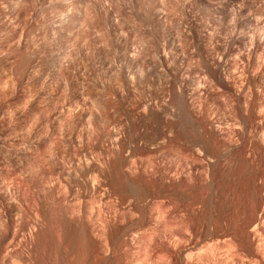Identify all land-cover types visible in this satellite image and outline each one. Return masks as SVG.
Listing matches in <instances>:
<instances>
[{
    "label": "bare ground",
    "instance_id": "6f19581e",
    "mask_svg": "<svg viewBox=\"0 0 264 264\" xmlns=\"http://www.w3.org/2000/svg\"><path fill=\"white\" fill-rule=\"evenodd\" d=\"M30 1L35 8L36 0ZM109 1L112 6L116 5L115 10L122 11L114 0L74 2L72 13L58 14L64 16L57 19L62 21L60 32L72 38L69 32L78 28L75 31L81 30L86 35L97 24L101 32L100 35L98 31V36L103 37L100 38L105 44L119 45L118 34L125 32V26L119 25L122 21L119 26L113 25L117 15L112 20L115 11ZM27 2L19 5H31L29 14L32 3ZM160 2L156 10L165 12L160 11L162 17L166 14L164 26H160L161 40L157 37L159 41H155L152 37L154 44L152 40H145L143 22L136 23V28L142 24L139 27L142 31L138 29V33L143 32L142 37L137 35L138 39H134H140L138 50L130 54L128 39L126 53L119 61L103 62V76L87 82L83 77L86 83L79 82L76 104L81 109L78 107L80 111L71 117L75 124L71 128L75 127L77 138H64V126L61 128L59 124L61 130L52 133L60 135L55 146L59 149L58 156L54 148H49L55 155L44 153L43 161L37 160L40 164L32 161L29 165L30 172L41 171V185L35 180L39 172L36 176L35 173L24 175L28 193L20 188L23 184L15 186L12 178L9 184L0 174V254H5L0 264H8L4 258L10 257L7 254L15 244L25 243L26 236L32 239L30 251L24 248L26 253L22 255L26 258L16 261L20 264H81L90 257L99 263L115 257L117 264L139 261L144 264H221L224 260L225 264H245L247 256H252L256 264H264V28H256L252 37L249 36V48L244 47L248 49L246 53L236 52L235 45L241 38L238 41L235 35L228 38L229 34H225L229 39L225 50L238 53L239 60H234V67L247 70L241 76L239 73L230 75L224 71V60L216 52L220 47L218 26L210 27L194 19L189 27L185 26L187 28L182 25L176 29L172 25L173 31L167 28L170 19H180H174L171 14L179 15V12L181 18L190 17L199 6L198 0ZM15 9V12L19 10ZM261 9H258L260 13L264 11ZM168 10L177 13L170 14ZM140 11H137L138 17ZM129 16L124 15L125 19L121 16L124 24L131 23H126ZM178 21L179 24L181 20ZM208 29L213 31L209 35ZM75 38L67 40L73 43ZM68 53L66 51V56ZM6 140V146L14 144ZM159 255L165 260H158Z\"/></svg>",
    "mask_w": 264,
    "mask_h": 264
},
{
    "label": "rangeland",
    "instance_id": "374dc122",
    "mask_svg": "<svg viewBox=\"0 0 264 264\" xmlns=\"http://www.w3.org/2000/svg\"><path fill=\"white\" fill-rule=\"evenodd\" d=\"M12 1L15 2L14 3L15 5L12 3ZM16 1H18V0H6V2H5V0H0V174L1 175L3 174L5 176V178L8 179V180L6 179V181H8L9 184L11 182H13V181H14L13 184L15 183V186H17V185L21 186L23 184L20 188H22L23 191H26V193H28V190H25V189H27L28 186L24 182H25V178L28 177L29 173L30 174L32 173V171L30 172L32 167L29 168L30 163L37 162V160L38 161H41V160L43 161V159L46 157L47 154L48 155H50V154L55 155L56 154L58 156L57 153L59 152V149L57 150V147L55 148V146H57L58 143H59L58 140L60 139V135H58V134L53 135L52 134L53 130L58 131L60 129L59 128L60 126H61V128H63L62 126H64V128L62 129V131L65 130L63 133L66 134V135H63L64 138L67 137V140L68 139L70 140L71 138H77V135L74 134L76 132L73 129L75 127L71 128L72 125L74 124V121H73L74 118H71V117H73L74 113H76L77 111H80L79 109H81V107L78 104H76L77 103L76 102L77 101V97H76L77 91H78V88L81 87V86L78 87L79 82L82 83L83 81L85 82V80L87 82L88 80L96 78L99 75L103 76L104 75V71H102V69H101V66H102L103 62L112 61V60H115V59L116 60L121 59L123 57V55H125V53H126L125 41H128V39H129L128 44L130 45V47H129L130 54L135 53V49L137 51L138 48L141 46V45H139L140 39L138 41H136V40L138 39L137 35L142 37L141 34L143 32H144V34L145 33L147 34V39L145 37L146 34L145 35L143 34L144 35L143 38L145 37V40H147V41L149 40V42H150V40H152V37H153V39L155 41H157L158 39L161 40V37H162L161 36L162 35L161 34V27L164 26L162 23H164L163 20H165V17H166L165 15L166 14L163 16L164 17L163 18L162 15L165 12L162 11V10H156V9H158V7H160V5H161L160 1H162V0H159V1L158 0H156V1L155 0H149L150 3L148 2V0H133V2H132V0H128L129 2H127V0H124V1L121 0V2H120V0H114L115 3L118 2L117 4L122 9V11H120V12L115 10L116 9V7H115L116 5L112 6L113 3L109 1V4H111L110 6H112V10L114 9V11H115V13H114V15L112 17V20H114L113 18L116 15L117 16L119 15V18L117 16H116L117 18L115 17L114 23L112 21L113 25L115 24L117 26H119V25L125 26L124 30H125L126 33L125 32L124 33L120 32L118 34V37L120 39L119 45H118V43L113 45V46H109V44L108 45L105 44L104 41L101 39L103 37L98 36V31H99L100 35H101V32H100L99 28L97 30L96 27H98V26L96 24L94 26V30L96 29L97 31L96 30L94 31L93 29H91V33H93V34L92 35H90L91 33L90 34H86V35H88L87 37H85L86 36V35H84L85 33L83 34V32L81 30H80L81 32L80 31H78V32L75 31V30H78V28L74 29V31L77 32V33H75L73 30L71 32H69L70 34H72V36H71L72 38L77 37V39L76 38L75 39L78 42L75 39L73 40L74 42L76 41V43H77L76 44V43L73 42L75 44V46H76L75 47L73 45V43H71L72 41H70L71 44L69 43V40L72 39V38H69L70 35L68 34L66 36V35H63V32H60L61 31V26H62V23H61L62 21L58 20L61 23V24H59L57 19H60L61 17L63 19L64 16L60 17V15H63V14L66 15L68 11H70L72 13V10H75V6H76L75 3H77V1H79V0H58V1L57 0H39V1L36 0V2H35L36 4L34 5L35 8H33V4L34 3H32L30 0H26L30 4L32 3V8L29 11V12H31V13H29L30 16H29V14L27 12H28V9L31 7V5H27L26 4L29 7H27L25 5V7L23 6L24 7L23 8L19 4H20V2H21V5H22V3L25 4V0H24V2H23V0H20L19 3L18 2L16 3ZM194 1L197 2V0H194ZM255 1H256V3H255ZM260 1H262V2H260ZM58 2H60V3H58ZM72 2L73 3L75 2L74 5H73L74 8H71V7H73L72 6V4H73ZM145 2H147V3H145ZM153 2H154V4H153ZM157 2H159L160 4L159 3H158L159 5L156 4ZM198 2H199V6L197 7V10L195 12H193L190 15V17L183 16V17H185V20L183 19V17L181 18L179 16V15H181L179 12H178L179 15H177L176 14L177 12L173 11L176 14V15H173V14H171V13H173L172 10L169 11L170 10L169 9L168 11H169V13L171 12L170 14L173 16L174 19H175V17H179L180 19L176 18L175 21H174L173 19H170L172 17H170L171 15L169 14L170 15L169 16L170 17L169 18L170 19V21H169L170 23L169 24L171 26L169 24H167L168 25V26L166 25L167 28L171 29L172 25H174L173 28H175V29H176V26L182 28L181 25L184 26V27L185 26L189 27V25H190L189 22H191L194 19L197 22H201V21L202 22H206L210 27H215V26L217 27L218 26L217 28H219L221 30V31H219L220 47L217 49L216 52L226 62L225 63L221 59V61L223 62L224 71L229 72L230 75L233 74V75H236V76H238V74H234V73H239V76H241L244 72L246 73L247 70L244 69V67H242L241 69H239V68L236 69L234 67L235 66V62H236L234 60H237V61L239 60V57L237 55L238 53L237 54L233 53V52L229 53V52H227L225 50L226 49V43L229 40V39H227L226 35L229 34L228 38L230 37V35H232L231 37H233V35H235L234 37L238 41L241 38L242 40L240 39V41L236 43L237 45H235L236 52L239 51V52L246 53L247 50H248L246 48H249V45L247 46V44L249 43L248 40L250 39V37H252L253 32H255L254 30H256V28H260V27L264 28V11H261V13L259 12V10L261 8L262 9L264 8V0H249V1L248 0H231V2L229 1L230 3L228 2V0H224V1L223 0H198ZM136 3L138 5H136ZM148 3L151 4L152 7L149 6ZM190 3L193 6L194 3L193 2H190ZM245 3H247V4H245ZM16 4H18L19 7H21V8L16 7ZM155 4H156V6H155ZM201 4H202V6H201ZM7 5H8V7H5ZM121 5H123V6H121ZM127 5H130V6L132 5V7H133L132 9L134 11L132 9H130V6H127ZM134 5H136V6H134ZM146 5H147V9H145ZM13 6H14V9L15 8L19 9V10H17L18 12L17 11L15 12L16 9L14 10ZM113 7H115V8H113ZM207 7L211 8V9L209 10V8H207ZM10 8L13 11H11ZM141 8H142V11H140ZM148 8H152V10L148 9ZM20 9H22V10H20ZM125 9H126V12L129 11V12H127V14H125L126 13ZM207 9L210 11V13H209V11ZM255 9H257V11ZM149 10H151V11H149ZM137 11L141 12V13H138L139 17L137 16ZM157 11H159V12H157ZM160 11H162L163 14H162V12L160 13ZM168 11H166V13ZM62 12H64V13H62ZM122 12H123V14H122ZM130 12H132V14ZM156 12L161 14L160 15L161 17L160 16L158 17L159 14L157 15ZM18 13H19V15H18ZM59 13H62V14H60L58 16ZM145 13H147V15ZM31 14H33V16H31ZM204 14H206L207 16L204 15ZM124 15H130L129 19L128 20L126 19L127 22L125 20L124 21L126 23H129L131 21L130 24H132L133 26L130 25V24H124L123 19L121 18V16L124 18ZM131 15H133L132 19L135 18V19H133V21L135 23L130 19ZM143 15L145 16V18H143L144 17ZM148 15H150V16H148ZM134 16H136V17H134ZM147 16L149 17V19L147 18ZM31 17H32V19H30ZM27 18H28V20H27ZM127 18H128V16H127ZM142 18L145 21L142 20ZM160 18H162V19H160ZM236 18H237V21L235 22ZM147 19H148V22H147ZM159 19L161 20L160 22H158ZM11 20H13V21H11ZM149 20H151V21L149 22ZM176 20L177 21L181 20V22L179 23L180 25L178 24L179 21L176 22ZM120 21H122L121 24L119 23ZM171 21L172 22L174 21L173 24H171ZM220 21L221 22L223 21L222 24H221ZM251 21H253V23ZM138 22H143L142 23L143 24V26H142L143 32L142 33H141V31H142L141 28H139V27H141L142 24H139L140 26L136 25V26H138V28L134 27L136 23L138 24ZM118 23H119V25H118ZM156 23L158 25H155ZM160 23L162 25H160ZM53 24H56L58 26H56V25L54 26ZM152 24L155 25V26H153ZM176 24H178L179 26L176 25ZM59 25H60V27H59ZM148 25L150 26V28H148L149 27ZM14 26H16V27H14ZM49 26H51V27H49ZM184 27H183V29L187 28V27H185V28ZM134 28H136L135 31H137L138 29L141 30L140 31L141 34L138 33V31H137L136 36H134V34L136 33L135 31H133ZM155 28H156V30H155ZM173 28H172L171 31H173ZM54 29H55V32H54ZM127 29H128V32H127ZM151 29H152V31H151ZM247 29H249V30H247ZM210 31H209V29L207 30V32H208L207 35H209ZM230 31H233L234 34H233V32H230ZM72 32H74V35H73ZM94 32H96V33H94ZM211 32H213V31H211ZM228 32H230V33H228ZM248 32H249V34H248ZM79 33H82V34L80 35ZM242 34H244V35H242ZM93 35H95L94 38H93ZM125 36H127L129 38H127ZM89 37H90L91 40L89 39V41H88ZM136 37H137V39H136ZM148 37H151V39L148 38ZM157 37H158V39H157ZM224 37H226V38H224ZM83 38L84 39L87 38V39H85L87 41L86 44H84L85 41L83 40ZM67 39H69V40H67ZM134 39H136V40H134ZM154 40L151 41L153 44L155 43ZM121 41H122V43H121ZM247 41H248V43H247ZM63 42H65V43H63ZM223 43H224V45H223ZM68 44H70V45L68 46ZM86 45L88 47H86ZM73 46L76 48V50L74 49ZM107 46L110 47V48H108ZM121 46H124V47H121ZM136 46H138V47L135 48ZM237 46H238V48H237ZM244 47H246V48H244ZM86 48H87V50H85ZM117 48H118L119 51L117 50ZM70 49H74V50H71L72 53L70 52ZM110 50H111V52H110ZM66 51L69 52L68 53L69 56H66L67 55ZM88 51L89 52L91 51L92 54L89 53ZM57 52H58L59 55L56 54ZM206 52H207V50H206ZM219 52H220V54H219ZM112 53H113V55H112ZM116 53H118V54H116ZM224 53H227V54H224ZM211 54H213V53H211ZM235 54H236L237 57L235 56ZM70 55H72V56H70ZM226 55H227V57H226ZM52 56H53V58H52ZM63 57H65V59H63ZM69 57L70 58L72 57L73 59L71 58V60H70ZM111 57L113 59H111ZM66 58L67 59L69 58L68 61H66L67 60ZM107 58H109V60H107ZM229 58H231L230 61H229ZM75 59H76V61H75ZM56 60H57V62H56ZM61 61H63V62H61ZM100 61H102V62H100ZM77 62H80V64L77 63ZM227 62H229V63L227 64ZM58 63H60V64H58ZM84 64H86V65L84 66ZM73 65H74V67H73ZM58 66H60V67L57 68ZM63 66L64 67L66 66V67L64 68ZM229 66H231L230 69L228 68ZM32 68H33V70H32ZM52 68L53 69L57 68L58 70L57 69L53 70ZM61 68H62V70H61ZM70 68H71V70H70ZM87 69H89V70H87ZM231 69H232V71H231ZM73 70H74V72H73ZM79 70H81V71H79ZM241 70H243V71H241ZM37 73H38V75H37ZM83 77H84L85 80H83ZM81 80H82V82H81ZM70 107H71V109H69ZM78 107H79V109H78ZM82 109L84 111V109H86V107L82 108ZM70 110L72 112H69ZM85 111H87V110H85ZM84 113H86V112H84ZM60 114H62V115H60ZM67 117H69V118H67ZM64 120H65V123L62 122ZM69 123H71V125ZM59 124H60V126H59ZM73 126H75V124ZM71 132H72V134H71L72 136H67ZM51 135H53V136H51ZM11 136H12V138H11ZM50 137L53 140L52 143L50 141L51 140ZM54 137H55V139H54ZM5 140H6L7 143L10 142V143H14V144H11L10 146H6L5 142H4ZM47 140H49L50 142L48 141V143H47ZM56 140L58 141V143H57ZM44 141L46 142L45 145H44V143H45ZM39 142H40V144H39ZM49 143H51V144H49ZM49 145H50V147H49ZM21 146H22V148H20ZM29 148L32 150V151L30 150L31 152L29 151ZM49 148L50 149L54 148L56 150L55 151L53 149L55 154L52 153V150H50ZM12 149L14 151H10ZM26 151H28V152L26 153ZM47 151H49V152H47ZM62 151L63 152L65 151L64 148H63ZM20 152H22V153L20 154ZM26 154H27V156H25ZM5 155H6V157H4ZM44 155H45V157H44ZM41 162H37V163L40 164ZM5 171H6V173H5ZM38 172H39V174H38ZM34 173H35V176H36V174H38L37 175L38 177H36L37 179L35 178L36 183L41 185V183H40L41 182V178H40L41 171L40 170L37 171L35 169ZM34 173H32V174H34ZM10 174H13V175H10ZM6 175H8V176L6 177ZM24 175L27 176V177H25ZM11 178H12V180H11ZM17 178H18L19 181L17 180ZM10 180H11V182H10ZM23 186H25V188ZM1 211H2V209L0 210V214L2 215ZM28 221H29V219H28ZM138 235H139V233L136 236H138ZM31 241H32V239H30L28 236H26L25 243H23V244L19 243V245L15 244V246L12 249V251H10V254L9 253L7 254L10 257L4 258L6 260L5 262L8 263V264H10V263L12 264V262H13L12 260H14L15 263H17L16 261L19 262V260H21V257H23V255L25 256V253H26L25 249L29 248V246L31 244ZM66 241H67V238H66ZM135 245H136V243H135ZM137 245H136V247H137ZM138 247H139V245H138ZM136 250L138 252L139 248L136 249ZM20 252H21V254H20ZM19 254L20 255L23 254V255L20 256ZM40 254H41V252L38 253V255H40ZM0 255H1L0 258L2 259V257L5 254H0ZM160 256L161 255H159L157 257L158 260H162L163 257L160 258ZM23 258H26V257H23ZM246 258H248V259L245 260V261H247V262H245V264H256V261L254 263L255 259L252 256H249V257L247 256ZM90 259H92V258L91 257L90 258H86L85 262H82L81 264H83V263L84 264H89V263L90 264H94V263L95 264H103V263L104 264H117V263H119V262H117L118 260L115 257H113V258L111 257V258L107 259L106 262H102V263H99L98 261L95 262V259H94V261H93V259L92 260H90ZM163 259L165 260V258H163ZM225 262H227V261L224 260V262H222V263L225 264ZM21 263H23V262H21ZM17 264H20V263H17ZM137 264H144V263L139 261ZM234 264H236V262H234Z\"/></svg>",
    "mask_w": 264,
    "mask_h": 264
}]
</instances>
